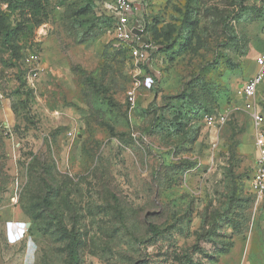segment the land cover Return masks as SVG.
<instances>
[{
	"label": "rangeland",
	"instance_id": "obj_1",
	"mask_svg": "<svg viewBox=\"0 0 264 264\" xmlns=\"http://www.w3.org/2000/svg\"><path fill=\"white\" fill-rule=\"evenodd\" d=\"M112 1L0 0V264H264L236 94L264 53V0H133L143 63L113 37Z\"/></svg>",
	"mask_w": 264,
	"mask_h": 264
},
{
	"label": "built area",
	"instance_id": "obj_2",
	"mask_svg": "<svg viewBox=\"0 0 264 264\" xmlns=\"http://www.w3.org/2000/svg\"><path fill=\"white\" fill-rule=\"evenodd\" d=\"M107 10L113 20V37L125 47L137 63L145 62L149 54L155 50V44L146 34V29L137 20L138 8L133 0H113L107 5ZM29 80L36 79L39 71L40 55L32 52L28 56ZM257 73L240 86L236 94L244 102L245 108L256 124V140L258 155L255 160L251 178V190L264 206V115L256 104L261 88L264 86V53L256 58ZM132 105H135L134 94H129ZM1 101V97H0ZM206 122L214 125L216 118L209 116Z\"/></svg>",
	"mask_w": 264,
	"mask_h": 264
},
{
	"label": "trees",
	"instance_id": "obj_3",
	"mask_svg": "<svg viewBox=\"0 0 264 264\" xmlns=\"http://www.w3.org/2000/svg\"><path fill=\"white\" fill-rule=\"evenodd\" d=\"M10 10L22 11L32 7L34 0H2ZM3 33V19L0 16V35Z\"/></svg>",
	"mask_w": 264,
	"mask_h": 264
}]
</instances>
